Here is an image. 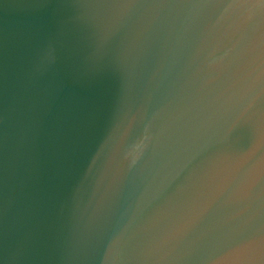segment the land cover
Here are the masks:
<instances>
[{"label":"water","instance_id":"water-1","mask_svg":"<svg viewBox=\"0 0 264 264\" xmlns=\"http://www.w3.org/2000/svg\"><path fill=\"white\" fill-rule=\"evenodd\" d=\"M0 264H264V0H0Z\"/></svg>","mask_w":264,"mask_h":264}]
</instances>
